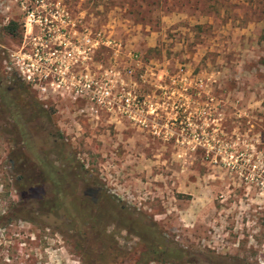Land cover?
<instances>
[{"label":"rangeland","instance_id":"1","mask_svg":"<svg viewBox=\"0 0 264 264\" xmlns=\"http://www.w3.org/2000/svg\"><path fill=\"white\" fill-rule=\"evenodd\" d=\"M53 1L60 68L13 98L0 0V264H264V0ZM54 171L109 200L112 245L72 241Z\"/></svg>","mask_w":264,"mask_h":264},{"label":"built area","instance_id":"2","mask_svg":"<svg viewBox=\"0 0 264 264\" xmlns=\"http://www.w3.org/2000/svg\"><path fill=\"white\" fill-rule=\"evenodd\" d=\"M15 2L24 16L23 43L21 49L9 51L4 65L16 79L36 85L60 68L71 18L68 10L53 0Z\"/></svg>","mask_w":264,"mask_h":264},{"label":"trees","instance_id":"3","mask_svg":"<svg viewBox=\"0 0 264 264\" xmlns=\"http://www.w3.org/2000/svg\"><path fill=\"white\" fill-rule=\"evenodd\" d=\"M4 31L6 34H8L10 37L14 38L17 35L20 36L19 34V25L15 22H10L7 26H5ZM14 78V77H13ZM16 78V77H15ZM23 81L16 79L13 80V83L11 86L8 88L7 95L11 96L14 98V95L12 94V90H17V89H23ZM25 91V90H23ZM6 97V96H5ZM16 98V97H15ZM25 102V101H24ZM31 108L35 109L37 114H34L35 112L32 111V115H35L36 120H40L38 117L42 115H46V110L43 109L41 105H38L37 102L32 101L30 104ZM24 108V107H23ZM25 109V108H24ZM31 109V110H33ZM25 121L30 124L28 118H25ZM27 161V160H25ZM14 162V161H13ZM46 158H41L39 160V168L47 166ZM15 163H11L10 166L14 168ZM33 166V165H32ZM50 167V166H49ZM42 171L40 170L38 173H41ZM60 171L56 172L54 171L49 172L48 174L45 172L44 176L47 177V175L50 176L51 181L54 184V188L57 189H63L61 186V181L58 180V176L60 175ZM56 176V177H55ZM19 181H22V178H18ZM60 187V188H59ZM93 197V198H92ZM96 195L93 194L90 195L87 194L85 198H79L76 193L73 190L70 189H63L59 190L58 192V197H57V202L60 204V208L62 211V216L64 219L67 220V224L69 225L68 227H71L76 231L75 236H70L72 241L75 242L77 247L81 248L84 244L87 243V241L90 239L91 242H101L102 244L105 243L108 246L112 245V237L109 235L105 234V222L106 220L113 219L114 216L110 214V203L107 202L109 200L104 201L102 206H98L99 204L97 201ZM101 199V197H100ZM21 218L27 219L30 221H33L34 215L32 213L27 214L26 211L21 210ZM108 219V220H109ZM103 228V229H102ZM102 234H101V231ZM150 250L153 249V247H149ZM176 256L178 257V261L180 263V260L183 258V252L178 250L176 252ZM145 261L144 263H148V259L145 256ZM142 258V255H141Z\"/></svg>","mask_w":264,"mask_h":264}]
</instances>
